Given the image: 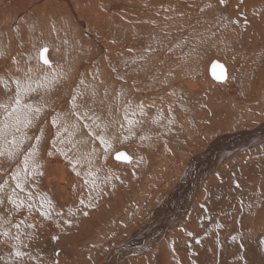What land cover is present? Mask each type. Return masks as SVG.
<instances>
[{
  "label": "rangeland",
  "instance_id": "1",
  "mask_svg": "<svg viewBox=\"0 0 264 264\" xmlns=\"http://www.w3.org/2000/svg\"><path fill=\"white\" fill-rule=\"evenodd\" d=\"M11 1H0V102L11 104L29 69L45 87L25 98L40 109L31 124L0 139V264H264V10L254 9L264 0L142 11L137 0L126 11L110 0ZM44 48L51 67L38 61ZM191 178L203 181L182 190L194 197L173 229L163 207Z\"/></svg>",
  "mask_w": 264,
  "mask_h": 264
},
{
  "label": "snow or ice",
  "instance_id": "2",
  "mask_svg": "<svg viewBox=\"0 0 264 264\" xmlns=\"http://www.w3.org/2000/svg\"><path fill=\"white\" fill-rule=\"evenodd\" d=\"M221 3H223V0H221ZM38 61L42 64L51 67L50 62L47 58V48H44L40 50L38 53ZM214 67H219V65H214ZM32 69H29L28 72L25 73V79L22 81L20 79H14L15 84V95L11 98V104H6L4 102H0V109H3V111L6 113L4 116V119L2 122H0V139H6V134L10 130L19 131L20 126L23 125L25 128H27L33 119V113H38L40 111L39 108H34L31 103L25 102V98L28 96V94L35 92L37 89L44 88L45 85L41 84L38 81H34L33 77L31 75ZM56 73H52L53 78L56 77ZM217 79H220V77H217ZM36 83V88H33V83ZM10 109V110H9ZM143 114V113H141ZM73 115H76V113H73ZM125 120L127 121L128 125H133L134 121L131 119H128V110H125ZM55 123V121H54ZM69 127L67 121L65 120V129L67 130ZM85 127H88L85 125ZM71 128L74 130L76 128V124H72ZM130 130V129H129ZM142 139L144 137H141ZM100 143L102 146H104L105 150H107L108 147H110V142L101 135L99 137ZM10 143H12L14 146H16L17 142L15 139H13ZM23 141L20 142L22 144ZM0 155H3L2 149H0ZM9 157L11 158L13 153L9 152ZM35 155V152H29L23 161L24 171L26 175H30L29 172V159L28 156ZM117 160H123L125 162L129 161V157L124 153H119L116 156ZM33 169L37 167L35 162L32 164ZM12 179L16 182V187L21 188L23 186V181L19 178L18 175H13ZM3 185H0V190H2ZM9 203H13L12 197L9 196ZM4 235H7V233H4ZM16 239H19V236L16 237ZM15 255L17 257H22L23 253L20 251H16Z\"/></svg>",
  "mask_w": 264,
  "mask_h": 264
},
{
  "label": "bare ground",
  "instance_id": "3",
  "mask_svg": "<svg viewBox=\"0 0 264 264\" xmlns=\"http://www.w3.org/2000/svg\"><path fill=\"white\" fill-rule=\"evenodd\" d=\"M0 1H6V2H8V0H0ZM11 1V0H10ZM18 1L19 0H17V3H18ZM55 1V0H54ZM57 2H59V1H61V2H65V3H70V4H72L71 3V1L72 0H56ZM76 3H77V1L76 0H74ZM83 1V0H82ZM98 1V3H100V4H103V1L104 0H97ZM106 1V0H105ZM109 1V0H108ZM111 1V4H113V5H116V6H113L114 7V9H116V10H119V11H122V9L123 8H125V6H127L128 4L127 3H132V4H134V3H136V4H138L137 2H135L134 0H126V1H124V2H122V3H120L119 2V0H118V2H117V0H110ZM138 2L140 1L141 2V4H138V7H142V8H140V10L142 11V10H146V8H145V5L144 4H147L148 5V3H150V2H157L156 4H158V3H160V1L161 0H137ZM164 1V0H163ZM166 2H168L167 0H165ZM176 1V0H175ZM236 1V0H235ZM12 2V1H11ZM56 2V3H57ZM75 2H73L74 3V5H72V7H71V10H70V12L73 14V16L74 15H76L77 14V12H76V14L74 13V8H75V6H76V3ZM165 2V3H166ZM239 2H240V0H239ZM30 3V2H29ZM55 2L53 3V4H56ZM169 3H172V2H169ZM168 3V4H169ZM173 3H174V0H173ZM153 4V3H152ZM26 5V4H25ZM130 5V4H129ZM140 5V6H139ZM167 5V4H166ZM173 5V4H172ZM105 6V5H104ZM136 6V5H135ZM134 6V7H135ZM168 6V5H167ZM112 7V6H111ZM129 7H132V6H129ZM156 7V6H155ZM172 7V6H171ZM37 8H38V6H37ZM36 8V9H37ZM40 8V7H39ZM104 8V7H103ZM128 8V7H127ZM137 8V7H136ZM44 9V8H43ZM48 9V8H47ZM113 9V8H112ZM129 9V8H128ZM254 9L255 10H259V11H262V10H264V3L262 4V6H255L254 7ZM148 11H149V9H147ZM124 11H126V8L124 9ZM97 12V11H96ZM128 12H130V11H128ZM136 12V11H135ZM134 13V12H133ZM49 14V13H48ZM81 14H82V12H81ZM80 14V15H81ZM102 14V13H101ZM125 14V13H124ZM138 14V13H137ZM137 14H135V15H137ZM140 14H141V12H140ZM181 14V13H180ZM239 14H240V12H239ZM129 15H130V13H129ZM134 15V14H133ZM77 16H79V15H77ZM102 16V15H101ZM144 16V15H143ZM196 16V15H195ZM80 17V16H79ZM146 17V16H145ZM130 18V17H129ZM137 18H138V16H137ZM141 18V17H140ZM144 19V18H143ZM142 21V20H141ZM165 21V20H164ZM134 22V21H133ZM151 22V21H150ZM151 24V23H150ZM152 25V24H151ZM243 26V25H242ZM245 26V25H244ZM165 27V26H164ZM240 27V29L241 30H243V28L244 27H241V25L239 26ZM167 28V27H166ZM128 30V29H127ZM166 30V29H165ZM238 31V30H237ZM237 31H236V33H237ZM234 32H235V30H234ZM239 32V31H238ZM241 32V31H240ZM168 33V32H167ZM258 35V34H257ZM125 50V49H124ZM47 51H48V49H47ZM40 52V51H39ZM130 52H132V51H130ZM48 55H49V53H48ZM124 56H126V55H124ZM138 56H140V55H138ZM131 57V56H130ZM130 57H128L127 59H126V61L130 58ZM137 58V57H136ZM132 61V60H131ZM50 62V61H49ZM164 73V72H163ZM226 74H227V71H226ZM68 123V122H67ZM242 139V138H241ZM235 142V141H234ZM238 143V142H237ZM248 143V142H247ZM224 145V144H223ZM233 147H236V146H233ZM232 147V144H231V146H227L225 149H227V151H237L241 146H239L238 148H237V150H235V148H233ZM212 151H214V150H212ZM226 151V152H227ZM213 153H215V151L214 152H212L211 153V157H213ZM243 153L244 152H242L241 153V155H243ZM218 154V153H217ZM222 153H221V157H222ZM210 157V158H211ZM224 157V156H223ZM207 158V157H206ZM205 157L204 158H202V159H199L198 161H197V163H196V168H197V171H201L200 172V174H202L203 172H202V170L201 169H198V165H202L201 167H202V169H204L205 168V166H206V164H203L204 162H206L207 161V163H208V165H209V161L212 159H210L209 157H208V160L206 159ZM217 158V157H216ZM218 158H220V157H218ZM228 158V157H227ZM131 160V159H130ZM202 160V161H201ZM214 161V160H213ZM204 167V168H203ZM196 170V169H195ZM204 171V170H203ZM190 175H192L193 176V174H190ZM218 176V175H217ZM186 180H188L187 182H186ZM196 179H184V181H183V183L184 184H182V186L178 189V192L174 195V196H172V197H170V198H168V200L165 202V205H164V207H163V210H164V213L166 212V213H168L169 215H167L166 217H164V221H166V222H170L171 221V224H172V227H173V229H174V227L176 228L177 226H179L180 225V223L181 222H183L182 221V219H183V215H184V213H185V211H186V204L188 205V204H190L191 203V201H192V199H193V197L194 196H187V197H189V199H187L186 198V194H184L185 195V197L183 196V194H182V190L183 189H185L186 188V185H188V186H191V187H193L192 186V184L194 185L195 183H196V186L195 187H200L201 186V183H202V181H203V179H197L196 180V182H194ZM234 181V180H233ZM218 182V181H217ZM239 182V181H238ZM230 183V182H229ZM231 184V183H230ZM230 184H228V185H230ZM240 184V183H239ZM250 184V183H249ZM131 185V184H130ZM234 186L235 185H237V184H233ZM243 186V185H242ZM190 187V188H191ZM234 188V187H233ZM240 188H241V185H240ZM200 189V188H199ZM205 189V188H204ZM237 189V188H236ZM191 190V189H190ZM195 190V189H194ZM231 190H233V189H231ZM184 191V190H183ZM188 192V191H187ZM224 192V191H223ZM231 193V192H230ZM189 194V193H188ZM187 194V195H188ZM194 194V193H193ZM228 194V193H227ZM225 198V197H224ZM254 200V199H253ZM198 201V200H197ZM221 201H223V200H221ZM232 203V202H231ZM226 204V203H225ZM219 205V204H218ZM227 205V204H226ZM225 205V206H226ZM205 206V205H204ZM214 206V205H213ZM220 206V205H219ZM233 206V205H232ZM240 206V205H239ZM242 207V206H241ZM209 208V207H208ZM211 208V207H210ZM209 208V209H210ZM207 209V208H206ZM208 209V210H209ZM195 210H196V208H195ZM211 211V210H210ZM240 211V210H239ZM166 213H165V215H166ZM191 213H192V211H191ZM208 213H210V212H208ZM243 213H244V211H243ZM175 214V215H174ZM177 214V215H176ZM212 215V214H211ZM222 215V214H221ZM197 216H199V215H197ZM215 216V215H214ZM260 216V215H259ZM258 216V217H259ZM157 217H158V215L156 216V215H154L152 218L154 219V220H157ZM200 217V216H199ZM210 217V216H209ZM229 217V216H228ZM240 217V216H239ZM97 218V217H96ZM170 218V219H169ZM193 218V217H192ZM191 218V219H192ZM203 218V217H202ZM232 218V217H231ZM189 219V218H188ZM198 220V219H197ZM201 220V219H200ZM210 220H211V217H210ZM226 219H224V221H225ZM236 220H238L237 218H236ZM244 220V219H243ZM189 220H187V222H188ZM212 221V220H211ZM227 221V220H226ZM229 221V220H228ZM194 222V221H193ZM196 222V221H195ZM199 222V221H198ZM201 222V221H200ZM216 222H218V220L216 221ZM230 222H231V220H230ZM237 222V221H236ZM189 223V222H188ZM208 223V222H207ZM212 223V222H211ZM219 223V222H218ZM227 223V222H226ZM235 223V222H234ZM239 223H241V222H239ZM193 224V223H192ZM195 224V223H194ZM220 224V223H219ZM228 224V223H227ZM236 224V223H235ZM243 224H244V222H243ZM184 225V224H183ZM185 225H187L186 224V222H185ZM185 225H184V227H185ZM189 225V224H188ZM198 225V224H197ZM217 225V224H216ZM221 225V224H220ZM223 225V224H222ZM221 225V226H222ZM237 225V224H236ZM240 225V224H239ZM214 226H215V224H214ZM219 226V225H218ZM225 226H227V225H225ZM234 226V225H233ZM152 226L150 225V226H148L147 225V227H145V230H144V235L146 234V235H148V234H150V236H152L153 234L152 233H150L151 232V230L153 229V228H151ZM164 227V226H163ZM216 227V226H215ZM224 227V226H223ZM245 227V226H244ZM247 227V226H246ZM157 228V227H156ZM181 228V227H180ZM218 228H220V227H218ZM225 228V227H224ZM158 229V228H157ZM163 229V228H162ZM204 229V228H203ZM230 229V227L228 228V230ZM234 229V228H233ZM237 229V228H236ZM239 229V228H238ZM85 230V229H84ZM178 230V229H177ZM155 231V230H154ZM181 231H182V229H181ZM184 231V230H183ZM204 231V230H203ZM156 232V231H155ZM159 232V231H158ZM189 232V231H188ZM170 233V232H169ZM210 233V232H209ZM163 234H165V232H163ZM182 234V233H181ZM185 234V233H184ZM187 234V233H186ZM236 235H237V233H235ZM144 235L142 236V237H144ZM155 235V234H154ZM160 235V234H159ZM169 235V234H168ZM191 235V234H190ZM149 236V235H148ZM164 236V235H163ZM181 236V235H180ZM141 237V238H142ZM190 237V236H189ZM205 237V236H204ZM233 237V236H232ZM168 238H170L169 236H168ZM192 238V237H191ZM142 239H144V238H142ZM147 239V238H146ZM155 239V238H154ZM158 239V238H157ZM163 239H164V237H163ZM190 239V238H189ZM139 240H141V239H139ZM138 240V241H139ZM142 241V240H141ZM148 241H151V240H148ZM155 241V240H154ZM171 241V240H170ZM169 241V242H170ZM143 242H144V240H143ZM146 242L147 241H145V244H146ZM195 242V241H194ZM139 243H140V241H139ZM151 243V242H150ZM149 243V244H150ZM164 243V242H163ZM162 243V246L164 245H166L165 243L163 244ZM136 244V243H135ZM142 244V243H141ZM216 244V243H215ZM142 245H144V243L142 244ZM147 245H148V242H147ZM172 245V244H171ZM170 245V246H171ZM184 245L186 246V244L184 243ZM153 246V245H152ZM158 246V245H157ZM161 246V245H160ZM163 246V247H164ZM220 246V245H219ZM219 246H217L218 248H216V249H219ZM132 247V246H131ZM146 246H144V248H145ZM167 247V246H166ZM216 247V246H215ZM168 248V247H167ZM142 249V248H141ZM156 249H158V248H156ZM160 249V248H159ZM158 249V250H159ZM187 249V248H186ZM190 249V248H189ZM154 250V249H153ZM170 250V249H169ZM182 250V249H181ZM184 250V249H183ZM204 250H205V248H204ZM160 251V250H159ZM162 251V250H161ZM164 251V250H163ZM162 251V252H163ZM198 251V250H197ZM206 251V250H205ZM158 252V251H157ZM162 252H159L158 254H160V253H162ZM167 252V251H166ZM186 252V251H185ZM199 252L201 253V251L199 250ZM219 252V251H218ZM168 253V252H167ZM172 253V252H171ZM184 253V252H183ZM249 253H250V251H249ZM77 254V253H76ZM154 254V253H153ZM152 254V255H153ZM219 254V253H218ZM256 254V253H255ZM164 255V254H163ZM167 255V254H166ZM196 255V254H195ZM158 256V255H157ZM185 256V255H184ZM194 256V255H193ZM198 257V259H201V262H202V258H201V256H200V254H198L197 255ZM244 256H246V255H244ZM136 257V256H135ZM154 257H156V255L154 256ZM161 257V256H160ZM168 257V256H167ZM200 257V258H199ZM221 257V256H220ZM170 258H172V257H170ZM206 258V257H205ZM156 259H158V257L156 258ZM164 259H166V258H164ZM173 259V258H172ZM250 260V259H249ZM112 261H113V258H112ZM143 261V260H142ZM148 261V260H147ZM200 261V260H199ZM144 262V261H143ZM149 262V261H148ZM161 262V261H160ZM171 262H173V261H171ZM191 262V261H190ZM220 262V261H219ZM248 262V261H247ZM247 262H246V264H247ZM111 263V262H110ZM116 263V262H115ZM125 263V262H124ZM112 264H114V262L112 263ZM126 264V263H125ZM146 264V263H145ZM151 264V263H150ZM153 264V263H152ZM169 264V263H168ZM171 264V263H170ZM191 264V263H190ZM202 264H204V263H202Z\"/></svg>",
  "mask_w": 264,
  "mask_h": 264
},
{
  "label": "water",
  "instance_id": "4",
  "mask_svg": "<svg viewBox=\"0 0 264 264\" xmlns=\"http://www.w3.org/2000/svg\"><path fill=\"white\" fill-rule=\"evenodd\" d=\"M214 65H219V67H214ZM209 76L211 77V79L214 81V82H217V83H222L226 80L227 78V74H226V68L225 66L218 62V61H213L210 66H209ZM217 77H220V79H217ZM119 153H124V152H119ZM117 153L114 158L116 159V156L119 154ZM125 154V153H124ZM128 156V155H127ZM129 157V156H128ZM130 158V157H129ZM117 160V159H116ZM117 161H121V162H125L123 160H117ZM130 161V159H129ZM127 161V162H129Z\"/></svg>",
  "mask_w": 264,
  "mask_h": 264
}]
</instances>
